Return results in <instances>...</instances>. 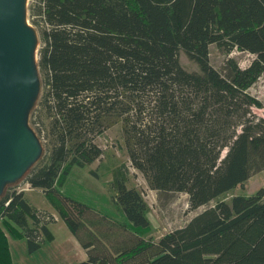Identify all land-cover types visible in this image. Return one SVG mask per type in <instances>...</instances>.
I'll return each instance as SVG.
<instances>
[{"label": "trees", "instance_id": "obj_1", "mask_svg": "<svg viewBox=\"0 0 264 264\" xmlns=\"http://www.w3.org/2000/svg\"><path fill=\"white\" fill-rule=\"evenodd\" d=\"M29 17L43 79L33 125L46 151L23 184L43 191L78 239L86 259L77 264H264V187L235 195L264 173V117L253 111L264 107L249 93L264 75V0H34ZM212 46L254 59L246 68L229 59L223 73ZM116 125L152 190L187 194L192 211L207 206L158 241L122 168L111 188L124 222L61 191L74 167L102 157L94 140ZM54 222L8 188L0 264H12L8 236L35 252Z\"/></svg>", "mask_w": 264, "mask_h": 264}, {"label": "rangeland", "instance_id": "obj_2", "mask_svg": "<svg viewBox=\"0 0 264 264\" xmlns=\"http://www.w3.org/2000/svg\"><path fill=\"white\" fill-rule=\"evenodd\" d=\"M33 1L34 0H28V21L30 26L33 27L38 33L37 27L33 24L31 17H29V5ZM39 48L40 45H38V51ZM36 59L38 66V53L36 55ZM229 59H234L241 68H246L251 64L254 57L248 53L240 51H234L232 54L227 56L216 46L211 47L210 63L215 69L226 73L224 69ZM181 61L185 68L191 70L196 69V66L185 56L182 57ZM38 72L40 80V93L28 119V125L36 133V135L38 134L37 131H35V127L33 125V117L36 113L35 111L38 110V103L40 101L43 88V79L39 66ZM249 93L257 98L264 107V75L249 90ZM253 111L258 117H264L263 109L254 108ZM37 137L43 147V153L37 162L39 163L45 156L46 147L44 148L40 137ZM94 142L100 146V149L103 152L102 157L89 167H74L70 171L64 187L61 188L62 193L67 197H70L88 206L92 211L98 214L101 213L102 215L110 217L116 222H124L125 218L122 212L113 203L115 191L111 188V184L115 179L114 169L122 168L126 172L128 185L138 189L149 206L150 211L148 213V218L152 227L149 231V236L147 235V238L154 239L155 241H158L166 234L174 230L185 227L193 217L203 212L207 208L206 206L196 211H192L189 207V197L187 194L152 190L149 187L144 175L135 169L130 162L121 125H116L112 128V130H109L100 137H97ZM37 163L34 166H36ZM34 166H32V168ZM29 171L21 180L13 184L12 187H15L18 193H29L26 196V199L28 198L29 204L33 207H36L39 212L54 215L56 222L50 223L48 225L53 237L52 240L45 239L43 251H39L32 258H28L27 263H81L84 261L86 255L84 249L79 244L78 239L71 234L69 228L60 218L56 209L44 195V192H37V190L31 192V186L23 184V180ZM10 187L11 186H7L3 194H5V192ZM262 187H264L263 172L255 174L243 187L237 189L235 195L254 194ZM232 196L233 193H230L223 197V199L228 201ZM215 203L216 201L211 203L209 206H214ZM21 245H26L27 247L26 241H22ZM19 262L20 261H18L17 264H20Z\"/></svg>", "mask_w": 264, "mask_h": 264}, {"label": "water", "instance_id": "obj_3", "mask_svg": "<svg viewBox=\"0 0 264 264\" xmlns=\"http://www.w3.org/2000/svg\"><path fill=\"white\" fill-rule=\"evenodd\" d=\"M38 45V33L28 21V0H0V197L43 153L28 125L40 93Z\"/></svg>", "mask_w": 264, "mask_h": 264}, {"label": "crops", "instance_id": "obj_4", "mask_svg": "<svg viewBox=\"0 0 264 264\" xmlns=\"http://www.w3.org/2000/svg\"><path fill=\"white\" fill-rule=\"evenodd\" d=\"M32 191H36V189H31V192ZM40 191L42 192L41 190H37V192ZM30 192V193H31ZM43 193V192H42ZM29 193H25L24 192V196H25V199H26V196L28 195ZM26 201L28 202V198L26 199ZM29 204V202H28ZM30 205V204H29ZM31 206V205H30ZM33 207V206H31ZM35 209H37L36 207H33ZM16 229H18L17 226H14ZM18 231L20 232V230L18 229ZM21 233V232H20ZM19 234V233H18ZM72 234V233H71ZM73 235V234H72ZM74 236V235H73ZM53 238V237H52ZM22 241H26V244H27V247L26 245H21L22 244ZM80 244V243H79ZM8 246H9V250L10 251V255H11V260H12V264H17L18 261H20L19 263L20 264H28V258H32L37 252L39 251H43V248H39L37 250H34L35 252H31L32 249L30 248V244L28 242V240L24 237H20L18 239H14V238H11L8 236ZM35 248V247H34ZM33 248V249H34ZM85 251V250H84ZM19 253V254H18ZM86 259V255H85V258L84 260Z\"/></svg>", "mask_w": 264, "mask_h": 264}]
</instances>
